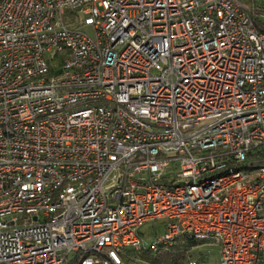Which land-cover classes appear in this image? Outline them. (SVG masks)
Wrapping results in <instances>:
<instances>
[{
    "label": "built area",
    "instance_id": "2783aa9c",
    "mask_svg": "<svg viewBox=\"0 0 264 264\" xmlns=\"http://www.w3.org/2000/svg\"><path fill=\"white\" fill-rule=\"evenodd\" d=\"M250 13L264 0L0 1V264H155L134 254L181 236L264 264Z\"/></svg>",
    "mask_w": 264,
    "mask_h": 264
},
{
    "label": "trees",
    "instance_id": "16d2710c",
    "mask_svg": "<svg viewBox=\"0 0 264 264\" xmlns=\"http://www.w3.org/2000/svg\"><path fill=\"white\" fill-rule=\"evenodd\" d=\"M1 1V0H0ZM251 18L254 20L258 31H264V23L256 13H250ZM195 243L187 236L178 237L171 247L160 248L156 253H137L135 257H140L144 260L157 263H170V264H189V261L196 260L197 264L203 262L200 258V253L193 246ZM199 259V260H198ZM125 262L127 259L125 258Z\"/></svg>",
    "mask_w": 264,
    "mask_h": 264
},
{
    "label": "rangeland",
    "instance_id": "374dc122",
    "mask_svg": "<svg viewBox=\"0 0 264 264\" xmlns=\"http://www.w3.org/2000/svg\"><path fill=\"white\" fill-rule=\"evenodd\" d=\"M260 20L264 23V14L259 15ZM86 33L92 36L90 27L85 29ZM161 221L148 222L144 224L140 230L143 238L146 242H149L153 236L160 235L162 232ZM194 249L201 254L200 258L203 262L199 264H220L219 263V251L217 246H211L207 244H198L193 246ZM199 260V259H198Z\"/></svg>",
    "mask_w": 264,
    "mask_h": 264
}]
</instances>
